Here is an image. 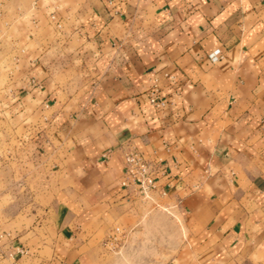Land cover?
I'll return each instance as SVG.
<instances>
[{
	"label": "crops",
	"instance_id": "crops-1",
	"mask_svg": "<svg viewBox=\"0 0 264 264\" xmlns=\"http://www.w3.org/2000/svg\"><path fill=\"white\" fill-rule=\"evenodd\" d=\"M33 14L0 264H107L106 239L150 219L183 226L165 264H264V0H42ZM129 148L159 165L146 197L121 186Z\"/></svg>",
	"mask_w": 264,
	"mask_h": 264
},
{
	"label": "rangeland",
	"instance_id": "rangeland-1",
	"mask_svg": "<svg viewBox=\"0 0 264 264\" xmlns=\"http://www.w3.org/2000/svg\"><path fill=\"white\" fill-rule=\"evenodd\" d=\"M42 0H0V162H9L8 153L15 146V135H20L28 124L21 123L20 118L15 120V101L21 98L20 92L25 84L24 64L22 61V45L18 43L19 26L28 25L36 9ZM51 17V14H50ZM49 17V19H50ZM25 23V24H24ZM5 164L0 165V176L7 171ZM7 166V165H6ZM11 173V172H10ZM13 195V192L11 193ZM10 205H0V229L7 231V221L2 213ZM4 209V210H3ZM12 210V208L10 209ZM119 234L106 239V247L102 253V259L107 264H165L177 250L180 240L184 239L183 226L177 222L171 225H162L156 219H150L149 224L144 225L143 235L126 237L121 227ZM7 232L0 231V248H8L11 245L12 236H6ZM5 234V235H4ZM11 259V258H9ZM13 259L10 260V263Z\"/></svg>",
	"mask_w": 264,
	"mask_h": 264
},
{
	"label": "built area",
	"instance_id": "built-area-1",
	"mask_svg": "<svg viewBox=\"0 0 264 264\" xmlns=\"http://www.w3.org/2000/svg\"><path fill=\"white\" fill-rule=\"evenodd\" d=\"M222 57L221 50H217L209 56L213 63H217ZM150 103L154 107H162L165 105V102L158 96L156 85L151 91ZM124 161V175L121 181V186L124 189L133 188L145 197L148 196L150 192L158 190L156 179L159 173L158 164L149 161L146 156L136 148H129L125 151ZM26 253L27 252L22 249L17 252V254L21 255H25ZM12 257L14 258V255H12ZM14 264L17 263L15 262Z\"/></svg>",
	"mask_w": 264,
	"mask_h": 264
}]
</instances>
